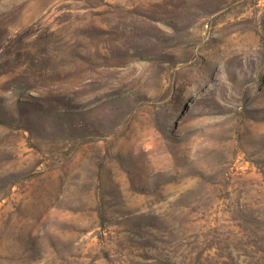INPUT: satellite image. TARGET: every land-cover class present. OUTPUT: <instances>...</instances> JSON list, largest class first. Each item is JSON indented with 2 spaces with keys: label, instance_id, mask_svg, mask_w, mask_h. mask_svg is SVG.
<instances>
[{
  "label": "rangeland",
  "instance_id": "rangeland-1",
  "mask_svg": "<svg viewBox=\"0 0 264 264\" xmlns=\"http://www.w3.org/2000/svg\"><path fill=\"white\" fill-rule=\"evenodd\" d=\"M0 264H264V0H0Z\"/></svg>",
  "mask_w": 264,
  "mask_h": 264
}]
</instances>
